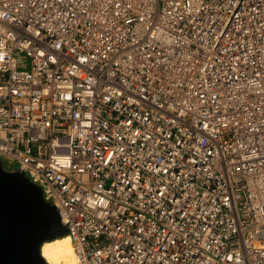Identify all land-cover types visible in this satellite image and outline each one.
<instances>
[{"label":"built area","instance_id":"built-area-1","mask_svg":"<svg viewBox=\"0 0 264 264\" xmlns=\"http://www.w3.org/2000/svg\"><path fill=\"white\" fill-rule=\"evenodd\" d=\"M0 160L78 264H264V0H0Z\"/></svg>","mask_w":264,"mask_h":264},{"label":"water","instance_id":"water-1","mask_svg":"<svg viewBox=\"0 0 264 264\" xmlns=\"http://www.w3.org/2000/svg\"><path fill=\"white\" fill-rule=\"evenodd\" d=\"M68 235L60 212L22 170L0 160V264H48L41 253L47 240Z\"/></svg>","mask_w":264,"mask_h":264},{"label":"bare ground","instance_id":"bare-ground-1","mask_svg":"<svg viewBox=\"0 0 264 264\" xmlns=\"http://www.w3.org/2000/svg\"><path fill=\"white\" fill-rule=\"evenodd\" d=\"M74 246L73 241L66 235L45 241L41 246V253L48 264H78Z\"/></svg>","mask_w":264,"mask_h":264}]
</instances>
